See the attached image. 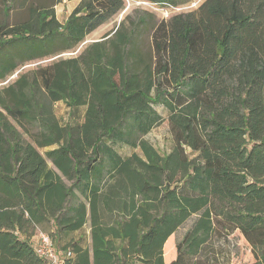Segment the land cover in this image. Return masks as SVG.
I'll use <instances>...</instances> for the list:
<instances>
[{
  "label": "trees",
  "instance_id": "16d2710c",
  "mask_svg": "<svg viewBox=\"0 0 264 264\" xmlns=\"http://www.w3.org/2000/svg\"><path fill=\"white\" fill-rule=\"evenodd\" d=\"M123 7L79 0L60 22L32 6L0 23V83L74 50ZM139 32L120 21L0 88V264H48L37 231L60 264H233L240 237L248 264H264V0H203L157 22L149 54ZM164 120L160 152L141 137ZM85 225L89 244L74 238Z\"/></svg>",
  "mask_w": 264,
  "mask_h": 264
},
{
  "label": "rangeland",
  "instance_id": "374dc122",
  "mask_svg": "<svg viewBox=\"0 0 264 264\" xmlns=\"http://www.w3.org/2000/svg\"><path fill=\"white\" fill-rule=\"evenodd\" d=\"M176 6L157 5L148 0H124V7L113 15L108 21L98 26L95 30L85 36L84 40L74 49L64 52L57 56L40 58L34 61L24 62L23 65L9 75L3 82L0 83V88L13 82L18 73H23L27 70L35 68L40 65L48 64L58 58H68L78 55L89 43L101 39L106 33L113 30L120 21H124L126 25L132 26L136 24L139 32V48L149 54L151 52L150 34L153 26L161 21L168 20L171 16L179 13H187L195 10L203 0H179ZM79 0H0V23L13 25L15 23L23 22L28 17L30 7H53L56 18L60 22H64L67 16L71 13L73 8ZM7 47H5L6 49ZM3 51H6V50ZM17 49V48H16ZM54 113L61 120L67 118L68 108L63 102H57L52 105ZM161 115L165 117V112L159 107ZM27 140H30L26 135ZM150 143L154 148L160 152H166L171 147V140L169 136L168 126L164 120L158 126L152 128L147 134L141 137ZM138 151V149H136ZM44 149H40L43 153ZM123 154H129L132 149L123 147L121 149ZM196 215L187 219L172 235V240H179L184 232L190 227ZM36 236L38 237V234ZM83 236L86 244L90 243L88 225L74 233V238ZM35 244V243H34ZM169 251L166 250V254ZM173 258V255H166V262ZM251 261L249 249L240 237L236 240V249L232 258L233 264H248Z\"/></svg>",
  "mask_w": 264,
  "mask_h": 264
},
{
  "label": "built area",
  "instance_id": "2783aa9c",
  "mask_svg": "<svg viewBox=\"0 0 264 264\" xmlns=\"http://www.w3.org/2000/svg\"><path fill=\"white\" fill-rule=\"evenodd\" d=\"M36 253L43 257L48 264H60V255L56 252L50 237L40 233L34 244Z\"/></svg>",
  "mask_w": 264,
  "mask_h": 264
},
{
  "label": "crops",
  "instance_id": "0c3cea01",
  "mask_svg": "<svg viewBox=\"0 0 264 264\" xmlns=\"http://www.w3.org/2000/svg\"><path fill=\"white\" fill-rule=\"evenodd\" d=\"M99 40H100V39H99ZM97 41H98V40H97ZM56 103H57V102H56ZM58 118H59V117H58ZM62 120H64V119H62ZM39 151H40V149H39ZM44 151H45V149H44ZM44 151H43V153H44ZM43 153H42V154H43ZM49 164H50V163H49ZM37 232H40V231H37ZM37 232H36V233H37ZM40 233H43V232H40ZM40 233H39V234H40ZM39 234H38V235H39ZM37 238H38V237H37L36 234H35V235L32 237V239H31L32 242L35 243L36 240H37Z\"/></svg>",
  "mask_w": 264,
  "mask_h": 264
}]
</instances>
